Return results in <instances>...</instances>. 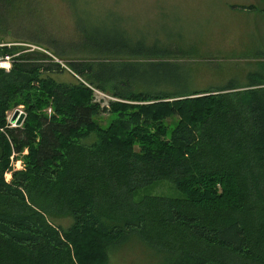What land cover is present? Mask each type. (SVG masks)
<instances>
[{"label":"trees","instance_id":"obj_1","mask_svg":"<svg viewBox=\"0 0 264 264\" xmlns=\"http://www.w3.org/2000/svg\"><path fill=\"white\" fill-rule=\"evenodd\" d=\"M40 2L0 0V42L39 48L12 46L0 69V264H108L131 235L160 264H264V62L245 82L190 88L185 54L77 12L57 36ZM102 112L117 116L102 127ZM160 179L182 196L135 200Z\"/></svg>","mask_w":264,"mask_h":264},{"label":"rangeland","instance_id":"obj_2","mask_svg":"<svg viewBox=\"0 0 264 264\" xmlns=\"http://www.w3.org/2000/svg\"><path fill=\"white\" fill-rule=\"evenodd\" d=\"M41 1L36 4L35 17L57 36L71 35L80 15L99 26H127L135 31L134 37L144 39L146 44L157 42L161 50L185 54L175 58L192 66L190 88L216 87L235 80L245 82V73L264 62V57L247 56L255 51L264 53V0ZM250 5L256 10L245 8ZM16 21L22 24L23 19ZM67 55L74 58L71 52ZM94 92L97 100L103 99V105L112 99L100 91ZM44 110L49 114L51 108ZM8 114L9 123L16 126L11 122L13 111ZM116 116L102 112L94 119L106 127ZM177 120L178 116L173 115L164 122L171 129ZM17 161L12 164L20 169L21 163ZM6 178L9 180L10 175ZM145 195L182 196L166 179L138 189L135 200ZM161 259L156 251L131 235L117 243L108 264H160Z\"/></svg>","mask_w":264,"mask_h":264},{"label":"built area","instance_id":"obj_3","mask_svg":"<svg viewBox=\"0 0 264 264\" xmlns=\"http://www.w3.org/2000/svg\"><path fill=\"white\" fill-rule=\"evenodd\" d=\"M27 46L30 47V49H36V46L25 44V43H10V42H0V69H3L4 71H9L11 69V66L13 62L15 61L17 53H9L5 50L11 48L12 46ZM19 112H22V108L18 107L17 109ZM14 111V110H13ZM8 121L10 122L9 114L7 116ZM18 162V161H17ZM21 163V161H20ZM9 174H7L8 177Z\"/></svg>","mask_w":264,"mask_h":264},{"label":"water","instance_id":"obj_4","mask_svg":"<svg viewBox=\"0 0 264 264\" xmlns=\"http://www.w3.org/2000/svg\"><path fill=\"white\" fill-rule=\"evenodd\" d=\"M24 118V113L14 110L11 118V122H15V125H19Z\"/></svg>","mask_w":264,"mask_h":264},{"label":"bare ground","instance_id":"obj_5","mask_svg":"<svg viewBox=\"0 0 264 264\" xmlns=\"http://www.w3.org/2000/svg\"><path fill=\"white\" fill-rule=\"evenodd\" d=\"M166 155V154H165ZM215 191V190H214ZM207 192V191H206ZM207 194V193H206Z\"/></svg>","mask_w":264,"mask_h":264}]
</instances>
